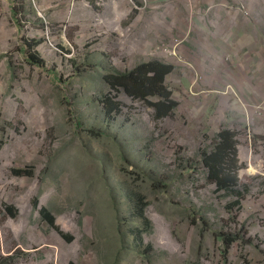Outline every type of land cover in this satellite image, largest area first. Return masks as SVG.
<instances>
[{
  "label": "rangeland",
  "instance_id": "1",
  "mask_svg": "<svg viewBox=\"0 0 264 264\" xmlns=\"http://www.w3.org/2000/svg\"><path fill=\"white\" fill-rule=\"evenodd\" d=\"M176 1L0 2V264H264V184L203 161L264 141V0ZM150 61L167 114L103 78Z\"/></svg>",
  "mask_w": 264,
  "mask_h": 264
},
{
  "label": "trees",
  "instance_id": "2",
  "mask_svg": "<svg viewBox=\"0 0 264 264\" xmlns=\"http://www.w3.org/2000/svg\"><path fill=\"white\" fill-rule=\"evenodd\" d=\"M171 72L172 67L158 61H150L137 66L128 73H106L103 78L112 89L122 88L133 97L145 98L160 95L162 99L158 101L155 108L161 113L167 114L175 106L165 85V76ZM109 100L111 98L106 95L102 101L103 106L106 107ZM113 108L114 111H117L115 106ZM235 136L236 134L232 130L224 128L216 134L212 149L203 151V161L208 170V179L215 183L220 190L230 189L238 184L236 172L239 166ZM14 173L22 175L27 172L15 170ZM237 193L239 194V192ZM42 217L49 225H54L51 212L43 210ZM64 238L68 242L71 241V237L64 236ZM221 240L230 244L234 239L231 235L223 233Z\"/></svg>",
  "mask_w": 264,
  "mask_h": 264
},
{
  "label": "built area",
  "instance_id": "3",
  "mask_svg": "<svg viewBox=\"0 0 264 264\" xmlns=\"http://www.w3.org/2000/svg\"><path fill=\"white\" fill-rule=\"evenodd\" d=\"M248 117V115H247ZM256 144H253V140L251 136L249 137V145L247 147L242 149L237 145V157L239 159L238 161V170L236 172L237 175L240 177V181L243 180V178H247L250 183L248 185H257L258 183H263L264 180V158L262 156H259V154H256L257 150L254 148ZM264 150V146L262 148ZM261 152V151H260ZM262 153V152H261ZM254 165L253 167L256 169L255 174H248L245 171L249 170L251 166ZM245 189H248V186L245 185ZM245 191H242L240 188V195H243ZM260 197L259 199L262 200V197H264V194L258 196Z\"/></svg>",
  "mask_w": 264,
  "mask_h": 264
},
{
  "label": "crops",
  "instance_id": "4",
  "mask_svg": "<svg viewBox=\"0 0 264 264\" xmlns=\"http://www.w3.org/2000/svg\"><path fill=\"white\" fill-rule=\"evenodd\" d=\"M161 1H163V3H164V1H166V0H161ZM0 2H1V5L3 6V8L4 9H11V11H10V20H12V22H13V11H12V7H11V5H13L14 4V0H0ZM180 1L178 0V1H176L175 3H174V7H180ZM164 5V4H163ZM149 6V9L150 8H152V7H150L151 5H149V3H147V7ZM155 8V7H154ZM0 34H4V30L3 29H0ZM259 34H261L262 36H259V37H257V39H259L260 40V43L258 44L259 45V47H260V49H258V53H260V54H262V51L264 50V32L262 33V32H259ZM12 70V69H11ZM11 70H10V72H11ZM12 73V72H11ZM256 138V137H255ZM235 140H236V147H237V145H238V141H237V135L235 136ZM255 142H258L259 144H263V145H261V147H263L264 146V141H257V140H254ZM253 141V144H255V142ZM237 159H238V157H237ZM238 161H239V159H238ZM254 171L256 172V170L254 169ZM253 174H255V173H253ZM236 177H237V180L240 182V180L241 179H239L240 177H239V175H237L236 174Z\"/></svg>",
  "mask_w": 264,
  "mask_h": 264
},
{
  "label": "bare ground",
  "instance_id": "5",
  "mask_svg": "<svg viewBox=\"0 0 264 264\" xmlns=\"http://www.w3.org/2000/svg\"><path fill=\"white\" fill-rule=\"evenodd\" d=\"M252 168H254L253 166H251V168L249 169V170H247L248 172H250L251 171V169ZM255 169V168H254ZM256 170V169H255ZM246 172V171H245ZM247 173V172H246ZM248 174H250L251 175V173H248Z\"/></svg>",
  "mask_w": 264,
  "mask_h": 264
}]
</instances>
